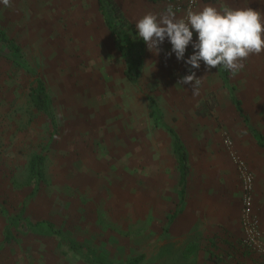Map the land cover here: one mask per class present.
I'll return each mask as SVG.
<instances>
[{
    "label": "rangeland",
    "instance_id": "1",
    "mask_svg": "<svg viewBox=\"0 0 264 264\" xmlns=\"http://www.w3.org/2000/svg\"><path fill=\"white\" fill-rule=\"evenodd\" d=\"M115 1L122 4V12L135 25L147 12L163 14L169 7L167 0ZM205 5L251 7L264 13V0H201L197 10ZM0 27L20 46L29 66L46 81L58 123L57 131L53 130L47 114L32 104L30 91L37 76L0 56V264H89L58 238L27 233L28 220L54 223L76 240L99 250L111 264L136 257H142L139 264H197L198 255L192 256L186 250L185 254L178 250L175 255L155 253L159 242L165 241L156 227L163 229L164 223L150 216L148 190H143L150 182L148 164L154 150L148 142L141 139L134 143L132 139L134 133L144 139L152 128L144 126L143 121L138 126L120 125L123 122L119 116L132 113L131 86H136L114 63L121 54L98 0H11V6L0 2ZM197 35L193 30V42ZM159 48L157 54L147 47L148 62L141 83L145 94L137 103L142 117L150 113L151 99L158 101L159 91L164 97V93L172 94L169 89L173 86L176 89L169 98L180 94L181 78L166 80L172 66L167 64L172 49L167 37ZM193 52L190 43L184 59L178 60V68L183 67V76L195 72L201 79L199 95L195 97L199 100L200 95H207V83L218 91L222 101L219 111L199 129L209 130L215 125L213 130L219 136L216 143H207V176L223 172L232 177L226 171L230 158L226 138L232 139L236 150L246 156V144L249 139L254 142L255 137L213 68L207 69L203 61L199 68L185 62ZM243 63L244 68L232 74L235 94L251 126L264 136V52L250 55ZM122 104L128 105L130 113L121 110ZM176 129L188 140L190 182L195 183L201 163L198 129ZM161 140L159 157L164 160L169 143L168 139ZM40 152L46 158L44 178L37 186L30 178L29 162ZM253 157L264 167V149ZM172 162L175 164V160ZM256 174L257 171L255 178ZM172 179L177 182L175 176ZM256 184L261 187L259 206L264 200L263 175ZM190 193V198L195 196L194 191ZM7 230L13 232L14 239L4 243ZM160 250L165 249L162 246ZM255 256V264H264Z\"/></svg>",
    "mask_w": 264,
    "mask_h": 264
},
{
    "label": "crops",
    "instance_id": "2",
    "mask_svg": "<svg viewBox=\"0 0 264 264\" xmlns=\"http://www.w3.org/2000/svg\"><path fill=\"white\" fill-rule=\"evenodd\" d=\"M119 6L123 9L122 11L125 12L121 3H119ZM120 56L121 58H118V62L114 63L119 64L124 72L126 64L122 58V54ZM147 57L146 45V57L141 68L139 82L134 84L136 87L131 86L132 95L129 94L133 102L131 105L129 104L130 107L132 106V113L120 115L119 119L123 122L120 124L122 126H138L141 123L140 121H143L144 126L152 128L148 135L144 136V139L140 134L135 133L132 139L134 143H140L142 139V141L151 144L154 150V158H152L148 164L150 182L143 190H148V210L150 216L153 217L152 219L156 222L164 223L163 229L161 226L159 228L156 227V231H159L160 239L164 237L165 241L164 243L159 242L160 245L157 246L159 248L155 253L175 255L178 250H180L179 253L181 254H185L186 250L188 254H194L192 256L198 255L197 264H255V254L245 248L242 242L241 181L236 166L229 158L226 171L231 174L232 177L225 176L222 172L220 174H214L212 178H209L207 176L208 172H206L207 170L205 169V162L209 157L207 143L210 142V140L216 143L219 140V136L216 130H213L215 129V125L211 126L209 130L204 129L199 131V129L205 126V123L212 119V114L219 111L222 107V101L218 91L206 83L207 87L204 88V92L208 91L207 95L205 97L200 95L198 100L192 94V89L189 84H182L181 87H179L180 94L178 97L176 98L174 96L173 98H169L176 89V87L172 86L169 89L172 94L167 92L166 94L164 93L165 96L163 97L162 91H159L158 101L151 99V111L147 116L142 117L140 105H137V103L140 96L145 94V91L141 88V83L144 78L146 63L148 62ZM167 57V64L169 66L172 64V66L170 67L169 76L166 77V80L171 77L182 78L184 74L183 67L178 68L180 64L176 56L172 54ZM111 62L113 61L110 60V63ZM100 68L104 71L103 66ZM213 70L215 73L214 75L218 77L222 86L229 92L228 94L232 97L230 99L238 110L237 105L233 101V95H237L235 94V85L232 83V73L230 72L231 83L229 88L224 84L218 67L213 68ZM150 94L151 92L149 91L148 95ZM123 95H125L124 92ZM239 100L241 101L240 98ZM122 107L121 110L123 112L126 109V111L129 110L127 104H122ZM238 112L248 121L251 134L255 137L254 142L249 139L246 144V149L248 150L247 154H245L246 156L240 154L247 161L248 159L250 160L251 164L248 161L249 165L254 174L255 171H257V178L260 179L262 175L264 176V167L253 157V154L259 149H264V147L260 146L257 137V134L262 135V133L251 126L248 118L249 116L245 115L244 109L243 113L239 110ZM174 118H176V120H174ZM176 121H178V123H176ZM177 126L187 128L197 127L198 129L196 140L201 144L199 149L201 163L199 177L195 179L196 181L193 180L195 183L190 182L192 163L190 149L186 143L188 140L184 139L181 134L178 133L176 129ZM169 128L177 134L188 154L189 173L183 190L181 189V173L174 152V135L169 131ZM161 138H165V141L168 139L169 143V147L166 149L168 151V157H165L164 160L162 159L163 161L159 157V153L162 149ZM172 159L175 160V164L172 162ZM157 168L159 169L157 170ZM219 170L221 171L222 169L219 168ZM174 176L177 178V182L173 181L172 178H174ZM234 177L237 180L234 181ZM262 190L264 191V188H262ZM189 191H194L195 196L190 198L191 193L188 194ZM260 192L261 187H259V185L257 187L256 184L254 205L261 217V228L264 234V200H262L263 204L258 206V203L261 202V199L258 198ZM162 246L165 249L164 252L160 250ZM247 252L250 255H247ZM190 261L192 262L191 258L189 262Z\"/></svg>",
    "mask_w": 264,
    "mask_h": 264
},
{
    "label": "clouds",
    "instance_id": "3",
    "mask_svg": "<svg viewBox=\"0 0 264 264\" xmlns=\"http://www.w3.org/2000/svg\"><path fill=\"white\" fill-rule=\"evenodd\" d=\"M0 2L11 6V0ZM136 29L148 49L157 54L167 37L178 60L184 59L187 46L192 43L194 52L185 61L192 68H199L203 61L209 70L223 66L235 75L250 55L264 52V13L251 7L205 5L196 11L189 8L184 18H177L169 5L163 14L147 12L137 21ZM193 30L198 34L195 42ZM179 83L190 84L192 94L199 95L201 79L195 72L183 76Z\"/></svg>",
    "mask_w": 264,
    "mask_h": 264
},
{
    "label": "trees",
    "instance_id": "4",
    "mask_svg": "<svg viewBox=\"0 0 264 264\" xmlns=\"http://www.w3.org/2000/svg\"><path fill=\"white\" fill-rule=\"evenodd\" d=\"M99 10L109 28L114 42L122 54L126 64L125 75L133 84H137L140 79L141 68L146 57V44L139 37L136 25L128 20L115 0H98ZM0 56L14 61L18 66L24 68L37 76L36 85L31 88L30 96L32 104L36 109L47 114L53 125V130L57 131V117L52 105L51 96L48 92L47 83L42 77L36 74L25 60L20 46L14 39L10 38L6 30L0 27ZM220 76L226 86L230 88V71L223 66L218 67ZM233 101L238 110L243 113L242 102L233 95ZM247 118V117H246ZM174 135V152L181 173L182 190L185 186L186 178L189 173V159L185 146L181 143L177 134L169 128ZM260 146L264 147V138L257 134ZM43 153H35L29 162L30 178L39 186L44 178L43 163L45 161ZM39 188V187H38ZM16 222L15 220H11ZM27 233H33L44 237H56L65 243L70 251L79 254L89 264H111L96 248L73 238L64 229L58 228L54 223L48 221H26ZM13 232L7 230L4 243L12 242ZM142 257H136L121 264H139Z\"/></svg>",
    "mask_w": 264,
    "mask_h": 264
},
{
    "label": "built area",
    "instance_id": "5",
    "mask_svg": "<svg viewBox=\"0 0 264 264\" xmlns=\"http://www.w3.org/2000/svg\"><path fill=\"white\" fill-rule=\"evenodd\" d=\"M201 0H167L173 11L181 18L186 16L187 10H197ZM186 53V52H185ZM225 145L231 161L236 166L241 181V227L242 242L245 248L260 257L264 263V234L261 228V217L254 205L256 190L255 174L248 161L236 150L232 139L226 138Z\"/></svg>",
    "mask_w": 264,
    "mask_h": 264
}]
</instances>
